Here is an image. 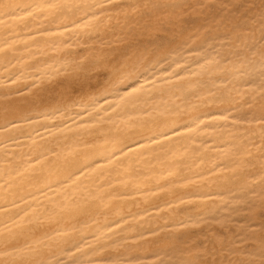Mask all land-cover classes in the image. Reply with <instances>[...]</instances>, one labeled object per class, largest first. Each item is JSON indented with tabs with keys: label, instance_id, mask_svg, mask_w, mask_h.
I'll use <instances>...</instances> for the list:
<instances>
[{
	"label": "bare ground",
	"instance_id": "1",
	"mask_svg": "<svg viewBox=\"0 0 264 264\" xmlns=\"http://www.w3.org/2000/svg\"><path fill=\"white\" fill-rule=\"evenodd\" d=\"M261 261L264 0H0V264Z\"/></svg>",
	"mask_w": 264,
	"mask_h": 264
},
{
	"label": "snow or ice",
	"instance_id": "2",
	"mask_svg": "<svg viewBox=\"0 0 264 264\" xmlns=\"http://www.w3.org/2000/svg\"><path fill=\"white\" fill-rule=\"evenodd\" d=\"M112 3V0H108V4H111ZM99 7L103 8L104 5L103 4H100ZM261 264H264V261H261Z\"/></svg>",
	"mask_w": 264,
	"mask_h": 264
}]
</instances>
